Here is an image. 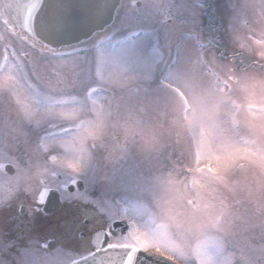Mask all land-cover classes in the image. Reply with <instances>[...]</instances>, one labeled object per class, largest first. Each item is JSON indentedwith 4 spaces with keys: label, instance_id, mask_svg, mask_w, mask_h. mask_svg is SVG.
I'll return each mask as SVG.
<instances>
[{
    "label": "clouds",
    "instance_id": "clouds-1",
    "mask_svg": "<svg viewBox=\"0 0 264 264\" xmlns=\"http://www.w3.org/2000/svg\"><path fill=\"white\" fill-rule=\"evenodd\" d=\"M97 2L102 15L119 12L117 29L158 27L157 70L112 87L97 109L57 117L55 125L73 129L62 138L77 149L68 155L44 139L53 124L38 122L14 91L25 74L24 38L10 31L13 44L0 32V64L19 68L0 72V184L8 186L0 212L15 205L32 216L42 192L72 176L94 179L102 188L95 200L125 208L114 192L134 194L141 215L130 217L159 264H264V0H225L223 51L200 29L203 0ZM202 132L212 154L251 155L198 171L208 163L197 156ZM75 255L54 239L21 246L0 227V264H74Z\"/></svg>",
    "mask_w": 264,
    "mask_h": 264
},
{
    "label": "snow or ice",
    "instance_id": "snow-or-ice-1",
    "mask_svg": "<svg viewBox=\"0 0 264 264\" xmlns=\"http://www.w3.org/2000/svg\"><path fill=\"white\" fill-rule=\"evenodd\" d=\"M14 3L17 19L21 20V31L17 33L13 26L12 32L23 37L27 44L23 57L25 74L17 78L19 83L14 91L17 92L21 104L38 122L47 121L53 124L52 127L46 128L44 139L59 140L64 152L73 155L77 152L74 143L62 139L73 129L55 125V119H71L85 107L97 109L103 105L107 99L106 93L112 87L125 84L134 74L145 79L151 77L150 70L132 73L124 63L125 57L135 51L134 41L139 36V31L129 30V40L114 43L116 30L104 28L94 33L90 41L80 47L60 49L50 40L42 39L36 32L35 14L42 0H14ZM85 6L87 5L83 0L81 3L76 0H61L48 21L52 39L64 36L69 20L76 17L80 8ZM22 12L26 14L21 19ZM113 14L118 16L119 12L114 11ZM6 70L19 72L14 63L0 64V72ZM69 87L73 90L69 91ZM174 90L184 99L187 108L183 93ZM87 135L92 136L94 133L88 131ZM250 155L246 148L228 149L222 155L212 154L202 132L197 156L206 157L208 163L198 171L216 172L218 168L213 167V162L217 165L228 164L246 159ZM69 167L78 171L75 164L69 163ZM81 183L78 177H69L61 181L54 190L42 192L39 201L43 206L47 203L50 193L58 192L63 202L78 201L89 205L103 217L104 222L92 229V235L89 237L91 242L89 243L88 239L83 243L88 244L86 250H82V247L75 250L74 264H159L149 252L153 246L151 241L136 226L127 209L116 207L114 201L92 199L88 183H84L83 191L78 187ZM7 188V185L0 184V192ZM122 224L127 225L126 230L114 231Z\"/></svg>",
    "mask_w": 264,
    "mask_h": 264
},
{
    "label": "flooded vegetation",
    "instance_id": "flooded-vegetation-1",
    "mask_svg": "<svg viewBox=\"0 0 264 264\" xmlns=\"http://www.w3.org/2000/svg\"><path fill=\"white\" fill-rule=\"evenodd\" d=\"M214 1L216 5L214 7V3H212L209 11L213 9L216 12L210 14L208 11L205 15L210 20V23L207 24L208 28H213L217 35L215 42L219 43L223 38L227 40L224 32L226 23H217L221 19L219 14H224L227 8L225 0ZM216 6H218L217 9ZM222 29L223 35L219 33ZM92 181H89L88 188L90 196L93 199ZM78 187L83 191L85 184L82 183ZM53 193L62 204L60 209L52 214L44 211L45 205L41 206V212L32 216H29L26 212L18 211L15 205L0 212V227L7 232L9 239L17 241L21 246L25 245L32 237H36L40 241L54 239L56 243H63L64 248L75 252L92 235L93 227L104 222L103 217L98 214L95 208L78 201L62 202L60 194L58 192ZM114 231L120 232L121 230L114 229ZM50 247H55V244H50Z\"/></svg>",
    "mask_w": 264,
    "mask_h": 264
},
{
    "label": "water",
    "instance_id": "water-1",
    "mask_svg": "<svg viewBox=\"0 0 264 264\" xmlns=\"http://www.w3.org/2000/svg\"><path fill=\"white\" fill-rule=\"evenodd\" d=\"M61 0H42L35 14V28L37 34L45 40H50L53 45L60 49L80 47L89 42L94 33L101 29H115L114 14L102 15L99 12L101 5L97 0H83L87 6L81 7L79 14L69 20L66 34L59 39H52L49 34L48 21L56 11ZM81 3V0H76ZM1 6L10 25L15 26L17 33L21 31V20L17 19V10L14 0H0ZM26 13L22 12L21 19ZM124 224L121 226L123 227Z\"/></svg>",
    "mask_w": 264,
    "mask_h": 264
},
{
    "label": "rangeland",
    "instance_id": "rangeland-1",
    "mask_svg": "<svg viewBox=\"0 0 264 264\" xmlns=\"http://www.w3.org/2000/svg\"><path fill=\"white\" fill-rule=\"evenodd\" d=\"M217 8L218 6H216V9ZM205 9H206V6H204L203 11L200 13V20L203 18V13ZM227 15H228L227 11H225L224 14H220L221 24H225L227 22L226 21ZM6 31L8 32L7 39L11 40L12 43L15 44L16 40L9 34L10 30H6ZM212 33L214 34V32L212 31L203 32V34L205 35V38H207L208 36H212ZM147 34L148 35L146 36L139 35L135 38V41H134L135 51L131 53L130 55L126 56L124 59V63L127 69L132 73H139L147 69L151 71V75H154L157 70V66L159 64V56H160V48L158 45L160 33H159V36L156 32H147ZM129 39H130L129 30L122 29L116 34L114 43L116 41H127ZM220 46L223 49H225L227 47V40L223 39L220 42ZM92 180L93 181L91 182V184H93L92 189L94 191L93 199H95L101 195L102 188L101 186L96 184L94 179ZM114 195L124 202L125 208L127 209L129 216L133 218H139V216L141 215V209L138 203L136 202L134 198V194L132 192L116 191L114 192Z\"/></svg>",
    "mask_w": 264,
    "mask_h": 264
}]
</instances>
